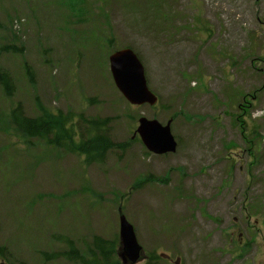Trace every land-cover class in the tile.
<instances>
[{"label":"rangeland","instance_id":"1","mask_svg":"<svg viewBox=\"0 0 264 264\" xmlns=\"http://www.w3.org/2000/svg\"><path fill=\"white\" fill-rule=\"evenodd\" d=\"M5 44L23 51L0 50V264H264V0H0ZM126 47L154 105L115 85L109 58ZM17 108L108 119L127 147L98 162L78 132L74 151L28 136ZM152 120L170 123L174 152L144 143Z\"/></svg>","mask_w":264,"mask_h":264},{"label":"trees","instance_id":"2","mask_svg":"<svg viewBox=\"0 0 264 264\" xmlns=\"http://www.w3.org/2000/svg\"><path fill=\"white\" fill-rule=\"evenodd\" d=\"M1 51L14 53L16 51H23V48L19 49L14 44H5L0 47ZM26 71L28 75H32L30 67L26 66ZM10 76L5 71H0V84H2L8 91L11 92L10 88ZM9 92V93H10ZM13 119L19 124L20 129L24 131L28 136L42 138L48 141L49 144H56L64 149L73 150L70 146L69 141H75L71 132H78L77 150L83 151L87 154L90 159H97L101 162L106 154L114 150H124L127 147L126 143H118L113 141L109 134L107 133V123L108 119H102L99 117H93L90 119H85L82 115L77 117L72 116H62V115H48L46 111L42 110V113L37 117H27L24 116L20 108L12 110ZM81 121L82 124L79 127V123L71 127H67V123L70 120ZM55 130L57 132L53 138L49 136ZM94 149H91V148ZM96 243V242H95ZM112 242L103 239H98L97 247L100 251L105 254V258H108L106 251L102 250L107 247V244ZM108 248V247H107ZM72 253H74V248ZM2 250L0 249V255ZM152 259H156V256L151 254ZM94 263L97 264V259L94 258Z\"/></svg>","mask_w":264,"mask_h":264},{"label":"water","instance_id":"3","mask_svg":"<svg viewBox=\"0 0 264 264\" xmlns=\"http://www.w3.org/2000/svg\"><path fill=\"white\" fill-rule=\"evenodd\" d=\"M110 69L118 90L132 104L149 103L154 105L157 96L147 86L145 68L138 55L131 48L118 50L110 55ZM138 132L147 147L155 153L174 151L176 142L170 130V123L161 125L157 120L143 122ZM120 237L122 259L135 263L142 251L135 228L126 216H120Z\"/></svg>","mask_w":264,"mask_h":264},{"label":"flooded vegetation","instance_id":"4","mask_svg":"<svg viewBox=\"0 0 264 264\" xmlns=\"http://www.w3.org/2000/svg\"><path fill=\"white\" fill-rule=\"evenodd\" d=\"M178 263V262H177Z\"/></svg>","mask_w":264,"mask_h":264}]
</instances>
